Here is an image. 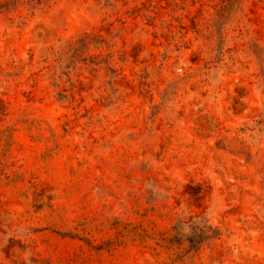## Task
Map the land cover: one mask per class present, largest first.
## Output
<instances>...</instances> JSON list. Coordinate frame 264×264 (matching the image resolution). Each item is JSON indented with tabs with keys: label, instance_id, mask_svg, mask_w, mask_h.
Segmentation results:
<instances>
[{
	"label": "rangeland",
	"instance_id": "rangeland-1",
	"mask_svg": "<svg viewBox=\"0 0 264 264\" xmlns=\"http://www.w3.org/2000/svg\"><path fill=\"white\" fill-rule=\"evenodd\" d=\"M0 264H264V0H0Z\"/></svg>",
	"mask_w": 264,
	"mask_h": 264
},
{
	"label": "trees",
	"instance_id": "trees-1",
	"mask_svg": "<svg viewBox=\"0 0 264 264\" xmlns=\"http://www.w3.org/2000/svg\"><path fill=\"white\" fill-rule=\"evenodd\" d=\"M210 228V226H208ZM195 232H193V235H194ZM196 238L194 239H189V241L191 242V245H195V243H199L201 241H203L204 239H206L208 237V234L207 232H199V233H196Z\"/></svg>",
	"mask_w": 264,
	"mask_h": 264
}]
</instances>
